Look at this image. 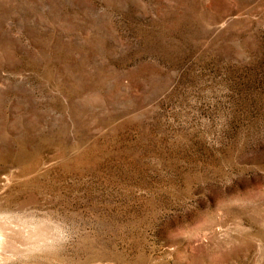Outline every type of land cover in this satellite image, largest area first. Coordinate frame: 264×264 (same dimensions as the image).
Returning a JSON list of instances; mask_svg holds the SVG:
<instances>
[{
  "label": "rangeland",
  "instance_id": "1",
  "mask_svg": "<svg viewBox=\"0 0 264 264\" xmlns=\"http://www.w3.org/2000/svg\"><path fill=\"white\" fill-rule=\"evenodd\" d=\"M0 264H264V0H0Z\"/></svg>",
  "mask_w": 264,
  "mask_h": 264
}]
</instances>
